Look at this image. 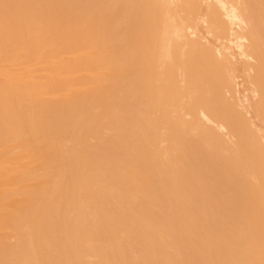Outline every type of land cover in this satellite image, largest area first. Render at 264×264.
I'll use <instances>...</instances> for the list:
<instances>
[{
  "label": "bare ground",
  "instance_id": "1",
  "mask_svg": "<svg viewBox=\"0 0 264 264\" xmlns=\"http://www.w3.org/2000/svg\"><path fill=\"white\" fill-rule=\"evenodd\" d=\"M0 264H264V0H0Z\"/></svg>",
  "mask_w": 264,
  "mask_h": 264
},
{
  "label": "rangeland",
  "instance_id": "2",
  "mask_svg": "<svg viewBox=\"0 0 264 264\" xmlns=\"http://www.w3.org/2000/svg\"><path fill=\"white\" fill-rule=\"evenodd\" d=\"M242 90V89H241Z\"/></svg>",
  "mask_w": 264,
  "mask_h": 264
}]
</instances>
